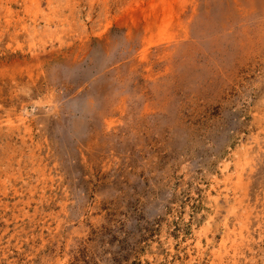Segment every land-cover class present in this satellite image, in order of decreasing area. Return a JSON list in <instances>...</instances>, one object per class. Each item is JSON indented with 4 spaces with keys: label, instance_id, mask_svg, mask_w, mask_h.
Segmentation results:
<instances>
[{
    "label": "rangeland",
    "instance_id": "374dc122",
    "mask_svg": "<svg viewBox=\"0 0 264 264\" xmlns=\"http://www.w3.org/2000/svg\"><path fill=\"white\" fill-rule=\"evenodd\" d=\"M0 264H264V0H0Z\"/></svg>",
    "mask_w": 264,
    "mask_h": 264
}]
</instances>
